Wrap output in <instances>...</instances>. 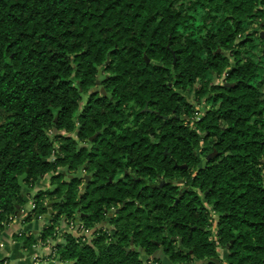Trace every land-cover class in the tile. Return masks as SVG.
Returning a JSON list of instances; mask_svg holds the SVG:
<instances>
[{"label": "trees", "instance_id": "16d2710c", "mask_svg": "<svg viewBox=\"0 0 264 264\" xmlns=\"http://www.w3.org/2000/svg\"><path fill=\"white\" fill-rule=\"evenodd\" d=\"M263 31L264 0H0V235L50 175L24 247L264 264Z\"/></svg>", "mask_w": 264, "mask_h": 264}, {"label": "crops", "instance_id": "0c3cea01", "mask_svg": "<svg viewBox=\"0 0 264 264\" xmlns=\"http://www.w3.org/2000/svg\"><path fill=\"white\" fill-rule=\"evenodd\" d=\"M49 177L48 175L44 179L38 181L35 187L42 185ZM49 184H47L48 187ZM28 193L33 196L31 192ZM25 215H27V213L23 210L20 216H17L16 219L2 231L0 235V259H7L10 264H65L60 261L58 252L54 248L53 242L55 241L48 239L46 243L42 242V245L36 243V247H24V238L32 234L38 237L40 235L39 232H41L46 223L44 220L46 216H44L43 219L38 217L34 218L31 222H23V217ZM63 224H65V229L68 230L69 228L66 221L63 220ZM62 227L63 226L57 227V229L62 230ZM62 241V239H59V242ZM220 253H222V257L224 258V253Z\"/></svg>", "mask_w": 264, "mask_h": 264}, {"label": "rangeland", "instance_id": "374dc122", "mask_svg": "<svg viewBox=\"0 0 264 264\" xmlns=\"http://www.w3.org/2000/svg\"><path fill=\"white\" fill-rule=\"evenodd\" d=\"M263 34H264V31H263ZM100 87H101V84H99L98 86H97V88L95 89V90H97V92H100ZM85 99H86V96H85ZM84 103V102H83ZM2 120V115H1V113H0V121ZM50 176V175H49ZM62 179H65V178H62ZM50 184H49V183ZM47 184H49V187L47 186ZM55 185H57V184H55ZM54 187V185H52L51 184V181H50V177H49V179H47L46 181H44L43 183H42V185H40V186H34V187H26L25 188V191L27 192V194H26V198H27V200H26V203H25V206H24V211H26V213L27 212H29L30 210H32V207H33V203H34V201H33V196L39 191V190H47V189H52ZM28 192H31L32 194H33V196H31V194L30 193H28ZM52 207H53V203L51 202V205L49 206V208L50 209H52ZM45 220V222H47L46 221V219H44ZM63 220L64 219H61L60 220V222L58 223V228L60 227V226H63L62 227V230H65L66 231V227H65V224H63ZM65 221V220H64ZM63 224V225H62ZM222 252V251H221ZM223 253H224V251H223ZM221 254V256H222V253H220ZM164 264H167L166 263V261H164Z\"/></svg>", "mask_w": 264, "mask_h": 264}, {"label": "built area", "instance_id": "2783aa9c", "mask_svg": "<svg viewBox=\"0 0 264 264\" xmlns=\"http://www.w3.org/2000/svg\"><path fill=\"white\" fill-rule=\"evenodd\" d=\"M41 219H43V216H40ZM16 219V217L12 220V222ZM68 224V230H72L73 227H74V223L73 222H67ZM81 229L83 230V233L84 234H87V236H89L91 234V232L87 229H83V227H81ZM42 242L41 240L38 241V244L42 245ZM36 247V244L33 245ZM36 258V257H35ZM0 264H10L9 261L7 259H0Z\"/></svg>", "mask_w": 264, "mask_h": 264}, {"label": "water", "instance_id": "95a60500", "mask_svg": "<svg viewBox=\"0 0 264 264\" xmlns=\"http://www.w3.org/2000/svg\"><path fill=\"white\" fill-rule=\"evenodd\" d=\"M147 62L150 63V60L147 59ZM102 91L104 92V90H102ZM213 155H214L213 153L210 154V155L208 156V159H210ZM89 179H90V176L87 175V176H86V182H88ZM50 205H51V202L48 203V206H50ZM51 213H52V210L50 209V213L47 215V217H49ZM18 216H20V214H18Z\"/></svg>", "mask_w": 264, "mask_h": 264}, {"label": "flooded vegetation", "instance_id": "af4514ba", "mask_svg": "<svg viewBox=\"0 0 264 264\" xmlns=\"http://www.w3.org/2000/svg\"><path fill=\"white\" fill-rule=\"evenodd\" d=\"M102 90H103V88L101 87V91H102ZM112 215H113L112 213L109 214V216H112ZM215 228H216V226L214 225V229H215ZM218 250H219V252H221V251L223 252V249H221V248H219ZM220 250H221V251H220Z\"/></svg>", "mask_w": 264, "mask_h": 264}]
</instances>
